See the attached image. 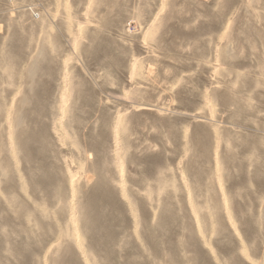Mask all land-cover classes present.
<instances>
[{"label":"rangeland","instance_id":"obj_1","mask_svg":"<svg viewBox=\"0 0 264 264\" xmlns=\"http://www.w3.org/2000/svg\"><path fill=\"white\" fill-rule=\"evenodd\" d=\"M69 263L264 264V0H0V264Z\"/></svg>","mask_w":264,"mask_h":264},{"label":"bare ground","instance_id":"obj_2","mask_svg":"<svg viewBox=\"0 0 264 264\" xmlns=\"http://www.w3.org/2000/svg\"><path fill=\"white\" fill-rule=\"evenodd\" d=\"M142 109H148V108H147V107H142ZM142 109H141V110H142ZM26 116H27V115H26ZM21 130H22V129H21ZM25 134H26V133H25ZM30 135H31V134H30ZM32 135H33V134H32ZM28 137H29V136H28ZM35 138H36V136H33L32 139H35ZM27 140H28V139H27ZM30 140H31V139H30ZM21 141H22L21 143L24 144V142H25V136H24V135L22 136V134H21ZM26 142H27V141H26ZM18 144H19V143H18ZM25 145H26V144H25ZM23 146H24V145H23ZM21 148H22V147H21ZM71 257H72V256H71ZM65 263H66V262H65ZM71 263H72V262H71ZM69 264H70V263H69Z\"/></svg>","mask_w":264,"mask_h":264}]
</instances>
